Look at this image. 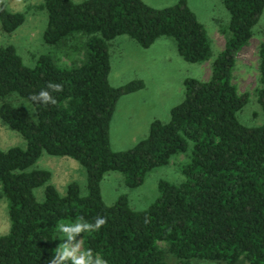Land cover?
I'll list each match as a JSON object with an SVG mask.
<instances>
[{"label":"trees","instance_id":"obj_1","mask_svg":"<svg viewBox=\"0 0 264 264\" xmlns=\"http://www.w3.org/2000/svg\"><path fill=\"white\" fill-rule=\"evenodd\" d=\"M228 13L221 50L210 61L206 79L185 77L183 96L163 121L152 119L147 134L130 148L112 150L109 125L117 99L141 89V79L108 82L109 41L126 35L143 48L170 37L189 63L211 57V40L186 0L154 8L142 0H41L30 5L46 14L42 41L54 55L25 65L12 44L0 45V122L17 132L25 147L0 148V197L6 201L8 232L0 235V264H49L56 254L57 224L83 216L107 223L81 233L82 250L91 249L108 264H189L205 259L219 264H264V38L257 45L253 93L262 121L244 126L236 113L248 93L238 92L232 70L252 35L264 0H221ZM24 13L0 2V31L9 34ZM61 84L59 92L47 88ZM47 90L55 105L33 102ZM14 94L32 113L4 100ZM41 152L67 156L84 170L86 192L71 181L60 195L50 172L31 165ZM185 153L184 180L157 182L158 195L142 210L124 195L105 204L100 181L120 172L131 188L145 174ZM42 187V196L34 195ZM64 222V223H65ZM67 264H71L70 261Z\"/></svg>","mask_w":264,"mask_h":264},{"label":"rangeland","instance_id":"obj_2","mask_svg":"<svg viewBox=\"0 0 264 264\" xmlns=\"http://www.w3.org/2000/svg\"><path fill=\"white\" fill-rule=\"evenodd\" d=\"M81 1V0H73ZM146 5L162 8L173 5L177 0H142ZM10 11L24 13V21L13 32L5 34L0 31V45L12 44L22 62L33 66L40 54L54 55L56 48L45 44L41 34L45 27L46 14L44 10H37L35 5L41 0H4ZM188 8L194 13L198 22L202 24L207 36L211 40V57L202 63H189L182 60L177 54L175 44L170 37H158L147 48L139 46L126 35H119L109 41L108 55L110 75L108 82L115 85L118 80L128 81L127 77L114 80L119 76H112L114 68L125 69L133 64L130 78L141 79L144 88L130 94L121 95L112 113L109 125V143L112 150L130 148L137 140L147 134L148 121L151 118L165 120L168 109L177 104L183 96L182 80L185 77L206 79L210 74V61L222 49L224 37L219 32L228 22V13L221 0H186ZM264 38V6L257 23L252 28V35L248 42L239 51L232 70V82L238 92L246 91L248 99L242 108L237 111L236 117L244 126H256L262 121L260 108L256 102L253 89L256 83L257 45ZM128 63V64H127ZM141 69V71H140ZM126 70L121 75L124 76ZM4 100L32 113L31 105L24 98L14 94ZM162 107H161V106ZM8 146L25 147V140L15 131L10 130L0 122V148ZM187 161L185 153L171 156L168 164L149 170L143 182L136 187H127L120 172L108 171L100 181V195L105 204H112L120 195H124L128 205L133 210H142L152 203L158 195L157 182L164 180L170 183H180L184 180L181 166ZM33 168L46 169L50 172L51 183L62 195L66 185L74 181L77 183L80 194L86 192L85 174L83 168L67 156H53L41 152L31 165ZM37 199L42 196V187L34 189ZM65 222V220L60 221ZM65 223H71L69 221ZM9 221L6 212V201L0 197V235L8 232ZM55 234V246L66 242ZM80 240V235L77 236ZM189 264H219L216 261L205 259H190Z\"/></svg>","mask_w":264,"mask_h":264},{"label":"clouds","instance_id":"obj_3","mask_svg":"<svg viewBox=\"0 0 264 264\" xmlns=\"http://www.w3.org/2000/svg\"><path fill=\"white\" fill-rule=\"evenodd\" d=\"M0 2H3V0H0ZM47 88L55 92L63 90L61 84L51 82L47 85ZM30 100L44 105H55L57 103L56 99L47 90H41L38 94L32 95ZM106 223V218L100 216L96 217L94 223L86 221L83 216L79 217L75 223H58L56 226L57 237L60 239L66 238V242L59 244L56 248V254L49 261V264H67L68 261L71 264H108V261L98 254L94 255L91 249L82 250V239H76L81 233L99 231Z\"/></svg>","mask_w":264,"mask_h":264},{"label":"crops","instance_id":"obj_4","mask_svg":"<svg viewBox=\"0 0 264 264\" xmlns=\"http://www.w3.org/2000/svg\"><path fill=\"white\" fill-rule=\"evenodd\" d=\"M128 64V63H127ZM124 66H126V68L124 69V70H126V73L124 74V76L123 75H121V73L124 71L123 69H116V68H114V70H113V73H112V76L113 77H115V76H119L118 78H114V80H118V79H121V77H127V79L128 80H131L132 78H134V75L132 76V78H130V75L133 73V72H131L130 71V67L131 66H133V64H129L128 66L127 65H124ZM140 71H141V69H140ZM109 75H110V65H109V73H108ZM109 75H108V79H109ZM138 79V78H137ZM119 82H117L115 85H113V86H116V85H119V84H122V83H124L123 81L124 80H118ZM127 81V80H126ZM110 84V83H109ZM110 85H112V84H110ZM144 86L145 85H143V87L141 88V89H143L144 88ZM140 90V89H139ZM138 91V90H137ZM136 92V91H135ZM131 93H133V92H131ZM130 94V93H129ZM161 106V105H160ZM162 107V106H161ZM152 119H154V117L153 118H151L149 121H148V124H149V122L152 120ZM156 119H159V118H156ZM159 120H161V119H159ZM164 120V119H163ZM163 120H161V121H163ZM147 127H148V125H147Z\"/></svg>","mask_w":264,"mask_h":264}]
</instances>
